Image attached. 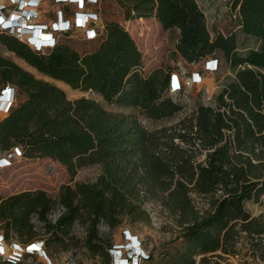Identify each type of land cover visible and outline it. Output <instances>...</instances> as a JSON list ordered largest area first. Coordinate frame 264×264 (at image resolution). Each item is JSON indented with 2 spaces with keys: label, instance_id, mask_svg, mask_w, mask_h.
I'll return each instance as SVG.
<instances>
[{
  "label": "trees",
  "instance_id": "16d2710c",
  "mask_svg": "<svg viewBox=\"0 0 264 264\" xmlns=\"http://www.w3.org/2000/svg\"><path fill=\"white\" fill-rule=\"evenodd\" d=\"M112 2L125 20L153 17L162 29L177 30L175 53L186 63L219 54L232 80L213 105H197L174 124L147 131L132 115L108 107L171 118L181 110L166 96L176 73L144 74L140 51L118 23L105 22L96 46L83 53L56 41L38 52L0 30V46L37 73L101 99L68 100L58 87L0 56V92L11 86L19 96L0 119V150L48 158L70 175L100 167L94 182L62 185L54 198L42 190L0 196V237L19 246L40 242L44 257L60 251L71 262L80 252L111 264L112 231L147 222L143 204L158 199L180 230L171 264H193L198 256L202 263L216 251L232 255L239 234L252 251H263L264 218L251 217L243 204L264 202V0H228L242 34L257 42L243 51L233 32L210 34L195 0ZM193 195L207 199L208 209L198 211ZM143 256L142 262L151 261L150 253ZM24 257L30 256L0 264H22Z\"/></svg>",
  "mask_w": 264,
  "mask_h": 264
},
{
  "label": "rangeland",
  "instance_id": "374dc122",
  "mask_svg": "<svg viewBox=\"0 0 264 264\" xmlns=\"http://www.w3.org/2000/svg\"><path fill=\"white\" fill-rule=\"evenodd\" d=\"M195 2L203 12L205 25L211 35L216 32L226 34L231 31L235 35L238 51L256 47V40L244 36L240 31L237 14L229 9L228 0H195ZM0 4L7 6L6 0H0ZM76 10H78L77 5L55 4L48 0L42 1L33 9L35 13L33 20L37 24L49 26L51 22L55 21L57 11H60L62 18L68 20L71 24ZM82 11L95 14V38L86 40L84 37L85 28L75 29L72 27L66 33L54 35L58 44H66L78 53L90 51L102 36L103 24L105 22H115L127 31L140 51L144 74L153 69H159L163 72L174 71L176 73L180 90L172 94L166 93V96L181 106V110L173 117L153 120L141 115L135 107H108L113 112L132 115L147 131H154L174 124L185 114L193 111L197 105H213L214 98L222 86L232 80L231 72L217 53L196 63L183 61L174 49L177 31L162 29L153 17L125 20L112 0H96L92 4L86 3ZM7 12H9L8 9L3 13L6 14ZM90 27L93 28V25H90ZM0 56L11 60L34 78L58 87L64 92L68 100L86 97L101 102V99L94 93L72 90L61 82L37 73L2 46H0ZM209 58L217 60L216 70L212 73H206L203 70V65ZM192 72L198 73L201 82L188 86L186 78ZM18 98L19 96L14 94V100ZM3 117L4 114L0 113V119ZM3 153L4 151L0 150V156ZM201 159V156L197 157V160ZM99 173L100 167L96 164L80 167L76 169L73 175H70L65 166L48 158L16 157L9 166L0 168V196L5 197L20 192L42 190L48 196L54 198L60 186H73L80 182L92 183ZM191 198L198 211L208 209L207 199L194 195ZM143 207L148 214L147 222L121 224L110 234L111 242L115 246L123 244L122 232L127 231L136 238L139 248L143 249L146 254H151V261L147 263L141 261L139 264H171L175 252L179 251L177 250L178 242H175L174 238L180 230L174 222V217L169 215L158 199L145 201ZM243 207L251 217L260 216L264 218V202L253 203L248 201L243 204ZM100 230L103 231L104 229L101 228ZM13 244H16V242L8 240L2 242L1 246L5 252H8L12 249ZM259 250L252 251L248 240L244 238L243 234H239V238L234 244V254L225 255L216 251L206 255V259L202 263L199 262V256L194 257L193 264H264V250ZM102 260V257H90L87 254L84 255L78 252L74 261L69 262L67 253L50 250L47 257L39 254L24 257L22 264H102Z\"/></svg>",
  "mask_w": 264,
  "mask_h": 264
},
{
  "label": "built area",
  "instance_id": "2783aa9c",
  "mask_svg": "<svg viewBox=\"0 0 264 264\" xmlns=\"http://www.w3.org/2000/svg\"><path fill=\"white\" fill-rule=\"evenodd\" d=\"M29 1L33 2L30 3ZM45 0H6L7 6L0 4V30L6 31L9 34H13L19 39H23L27 42V44L38 52H43L49 48H51L54 44L55 34H59L60 32L71 29L72 27L75 29L85 28L84 29V37L86 40H92L96 36V30L94 27L96 26V18L95 14L83 12L82 8L84 4H92L95 3L96 0H50L55 4H66V3H77V9L74 14V20L72 19L71 24L68 20L63 19L61 16V12L57 11L55 15V21L51 22L49 26L37 24L31 21L35 18L34 11H31V14H28L26 18V25H21L20 27H13L11 25L12 21L19 17V13L25 11L26 7H36L40 2ZM9 10L6 14L4 11ZM72 17V18H73ZM90 25H93V28H89ZM26 27V28H25ZM24 34H31L29 37H25ZM45 35V38H39L38 35ZM217 60L214 58H209L205 61L203 65V70L206 73H212L216 70ZM187 79V85L193 86L201 82V78L198 73L192 72ZM182 83V82H181ZM180 90V83L177 79L176 74H171L169 79V85L167 92L169 94L175 93ZM6 93V105L0 107V113L6 114L8 109L14 103V92L10 87L4 88V92ZM16 157H21L20 151L17 148H12L9 151H4L3 155L0 156V168L9 166L13 159ZM59 212H55L49 216V219L54 220L58 216ZM123 236V244L114 245L111 248L110 256H111V264H119L120 261L126 260V264H139L145 258L144 256L140 257L137 253L131 254L130 248L134 242L138 241L134 236H131L127 231L122 232ZM5 242L0 237V248H2L1 243ZM139 244V243H138ZM37 246L36 248H31L30 246ZM12 249L10 251H0V259L15 261L17 258L22 257L23 255H42L44 256V248L40 242H33L31 244H26L23 246H19L17 244L12 245ZM3 249V248H2ZM144 254H146L143 251ZM143 254V255H144Z\"/></svg>",
  "mask_w": 264,
  "mask_h": 264
},
{
  "label": "clouds",
  "instance_id": "9594fccd",
  "mask_svg": "<svg viewBox=\"0 0 264 264\" xmlns=\"http://www.w3.org/2000/svg\"><path fill=\"white\" fill-rule=\"evenodd\" d=\"M6 98H4V99H1L0 98V107L1 106H5L6 105ZM136 251L138 252L137 254H138V256H140V257H142L143 256V249H141V248H139V244L137 243V246H136Z\"/></svg>",
  "mask_w": 264,
  "mask_h": 264
},
{
  "label": "bare ground",
  "instance_id": "6f19581e",
  "mask_svg": "<svg viewBox=\"0 0 264 264\" xmlns=\"http://www.w3.org/2000/svg\"><path fill=\"white\" fill-rule=\"evenodd\" d=\"M25 1H27V0H25ZM45 1H47V0H45ZM48 1H50V0H48ZM67 4H69V5H77V3H67ZM37 7V6H36ZM35 7H26L24 10L27 12V11H33V9H34ZM33 20V19H32ZM73 20H74V18H73ZM35 22V21H34ZM36 23V22H35ZM23 25V24H22ZM31 34H24V36L25 37H29ZM38 37L39 38H45V35H38ZM31 244V243H30Z\"/></svg>",
  "mask_w": 264,
  "mask_h": 264
},
{
  "label": "snow or ice",
  "instance_id": "6c2138e0",
  "mask_svg": "<svg viewBox=\"0 0 264 264\" xmlns=\"http://www.w3.org/2000/svg\"><path fill=\"white\" fill-rule=\"evenodd\" d=\"M81 2H82V0H81ZM36 247H37V246L33 245V246H30V249H31V248H36ZM0 251H3V249L0 248Z\"/></svg>",
  "mask_w": 264,
  "mask_h": 264
},
{
  "label": "crops",
  "instance_id": "0c3cea01",
  "mask_svg": "<svg viewBox=\"0 0 264 264\" xmlns=\"http://www.w3.org/2000/svg\"><path fill=\"white\" fill-rule=\"evenodd\" d=\"M177 31V30H176Z\"/></svg>",
  "mask_w": 264,
  "mask_h": 264
}]
</instances>
